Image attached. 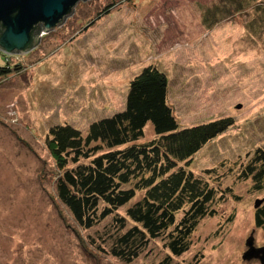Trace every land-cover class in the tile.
<instances>
[{
	"label": "rangeland",
	"instance_id": "1",
	"mask_svg": "<svg viewBox=\"0 0 264 264\" xmlns=\"http://www.w3.org/2000/svg\"><path fill=\"white\" fill-rule=\"evenodd\" d=\"M235 1L82 0L55 30L41 27L27 53L0 51V67H19L0 78V264H123L82 241L93 231L75 225L57 199L46 139L53 125L84 131L123 110L130 81L150 65L167 75L182 127L234 122L189 167L230 192L172 264H260L242 256L252 231L255 246H264L254 207L264 190L239 178L238 165L264 148V0ZM111 2L117 7L79 35ZM154 136L149 123L139 142ZM211 168L217 172L204 173ZM165 256L155 241L130 264Z\"/></svg>",
	"mask_w": 264,
	"mask_h": 264
},
{
	"label": "trees",
	"instance_id": "2",
	"mask_svg": "<svg viewBox=\"0 0 264 264\" xmlns=\"http://www.w3.org/2000/svg\"><path fill=\"white\" fill-rule=\"evenodd\" d=\"M117 5H105L79 35ZM10 62L0 67V78L19 70ZM168 98L167 75L150 65L130 81L123 110L91 122L84 131L66 123L51 126L47 134L57 199L75 225L93 231L81 237L90 249L123 264L137 260L155 241L166 251L158 264H172L189 251L199 222L214 216L215 204L230 192L224 194L220 185L189 167L208 142L234 125L233 120L182 127ZM149 123L154 138L139 142ZM250 157L246 165L244 160L239 163L238 176L251 179L254 190H264V148L257 147ZM215 169L204 173L211 176ZM255 226L264 230V203L256 209Z\"/></svg>",
	"mask_w": 264,
	"mask_h": 264
},
{
	"label": "water",
	"instance_id": "3",
	"mask_svg": "<svg viewBox=\"0 0 264 264\" xmlns=\"http://www.w3.org/2000/svg\"><path fill=\"white\" fill-rule=\"evenodd\" d=\"M82 0H0V51L5 54L27 53L38 43L41 27L51 32L70 17ZM30 46H33L30 48ZM241 108V105L238 106ZM264 200H256L258 209ZM254 231L245 242L243 261L264 264V246H255Z\"/></svg>",
	"mask_w": 264,
	"mask_h": 264
},
{
	"label": "flooded vegetation",
	"instance_id": "4",
	"mask_svg": "<svg viewBox=\"0 0 264 264\" xmlns=\"http://www.w3.org/2000/svg\"><path fill=\"white\" fill-rule=\"evenodd\" d=\"M0 29H2V31H3L2 24H0ZM31 47H33V46H30V48H31ZM263 203H264V202H263ZM263 203L261 204V206L263 205ZM261 206H260V207H261ZM260 207H259V208H260ZM259 208H258V209H259ZM261 247H262V246H261ZM244 253H245V252H244ZM255 261H256V260H255Z\"/></svg>",
	"mask_w": 264,
	"mask_h": 264
}]
</instances>
